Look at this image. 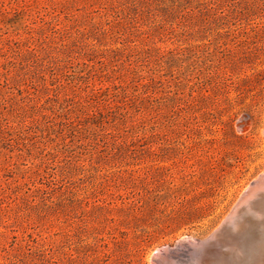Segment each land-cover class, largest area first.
<instances>
[{
  "label": "rangeland",
  "instance_id": "374dc122",
  "mask_svg": "<svg viewBox=\"0 0 264 264\" xmlns=\"http://www.w3.org/2000/svg\"><path fill=\"white\" fill-rule=\"evenodd\" d=\"M263 173L264 0H0V264H241Z\"/></svg>",
  "mask_w": 264,
  "mask_h": 264
},
{
  "label": "bare ground",
  "instance_id": "6f19581e",
  "mask_svg": "<svg viewBox=\"0 0 264 264\" xmlns=\"http://www.w3.org/2000/svg\"><path fill=\"white\" fill-rule=\"evenodd\" d=\"M260 192L264 193V184L261 185V186H259V184L257 182L256 183V186H255V189L252 191V193L251 192L250 193H246V192L244 193V196L238 202V204L234 208L233 212L228 216V218H226L225 222L222 224V226H220L221 228H219L210 237V239L211 240L213 239L212 241L222 240L221 238H222V236L225 237V234L224 233L226 231H229V230L230 231H232V230L235 231V229H237L236 227L241 226L244 223L243 222V219H244L245 215L254 208V205L253 204H254L255 198L257 196H259L258 194H260ZM211 243H212L211 245L215 244L213 242H211ZM211 245H209V246L206 245L203 248H208ZM261 249H262L261 252H263V255L261 257H260V255H256V256L252 257V255L254 254V251H260ZM164 251H168V249L165 248L162 251L159 250V251H157V254H156L157 259L158 260H162L161 264L162 263L163 264H175V263H172L170 261H166L170 256H166V255L164 256L163 255L164 254ZM251 252H252V254L250 255V257H248L247 259H245L241 264H264V246L263 247L260 246L257 250H253ZM190 264H201V262L200 263L193 262V263H190Z\"/></svg>",
  "mask_w": 264,
  "mask_h": 264
},
{
  "label": "water",
  "instance_id": "95a60500",
  "mask_svg": "<svg viewBox=\"0 0 264 264\" xmlns=\"http://www.w3.org/2000/svg\"><path fill=\"white\" fill-rule=\"evenodd\" d=\"M258 182V184H259V186H261V185H263L264 184V173L263 174H261L251 185H250V187L245 191L246 193H252V191L255 189V186H256V183ZM244 192V193H245ZM244 193H243V195H242V197L244 196ZM241 197V198H242ZM241 198H240V200H241ZM239 200V201H240ZM238 201V202H239ZM238 204V203H237ZM236 207V206H235ZM233 211V210H232ZM231 214V213H230ZM229 214V215H230ZM224 223V222H223ZM222 226V225H221ZM213 240V239H212ZM212 240L211 239H208V242H207V244H210L211 242H212ZM195 244L193 243V242H190V243H188V242H182L181 244H178L177 245V247L174 249V250H171V251H164V256L166 255V256H171V255H176L177 257H181V256H185L184 255V253L182 252V251H184L183 249H184V247H186V246H194ZM163 256V257H164ZM172 257V256H171Z\"/></svg>",
  "mask_w": 264,
  "mask_h": 264
},
{
  "label": "trees",
  "instance_id": "16d2710c",
  "mask_svg": "<svg viewBox=\"0 0 264 264\" xmlns=\"http://www.w3.org/2000/svg\"><path fill=\"white\" fill-rule=\"evenodd\" d=\"M101 90H102V89H100L99 91H101ZM116 91H117V92L114 93V94H111V96H104L105 98H103L102 93L98 92V93H97V97H98V99H99L100 102L106 103L111 97H119V96L124 95L123 92H120V91H118V90H116ZM120 108H121L120 106H117V110H118V109L120 110ZM60 109H62V108L60 107ZM62 110H63V109H62ZM108 113H109V112H107V116H108ZM44 117L46 118L47 115L45 114ZM29 238H32V237L29 236Z\"/></svg>",
  "mask_w": 264,
  "mask_h": 264
}]
</instances>
